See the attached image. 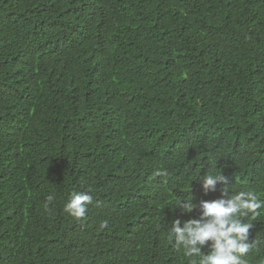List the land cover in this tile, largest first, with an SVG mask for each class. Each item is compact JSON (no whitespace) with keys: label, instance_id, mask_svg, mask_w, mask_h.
<instances>
[{"label":"trees","instance_id":"trees-1","mask_svg":"<svg viewBox=\"0 0 264 264\" xmlns=\"http://www.w3.org/2000/svg\"><path fill=\"white\" fill-rule=\"evenodd\" d=\"M219 172L264 204V0H0V264H190L177 202Z\"/></svg>","mask_w":264,"mask_h":264},{"label":"clouds","instance_id":"clouds-1","mask_svg":"<svg viewBox=\"0 0 264 264\" xmlns=\"http://www.w3.org/2000/svg\"><path fill=\"white\" fill-rule=\"evenodd\" d=\"M228 179L222 172L215 175L205 173L202 177L203 193L215 192L216 186L222 184L224 187L219 198L194 202V198L188 196L177 202L176 208L183 214L199 213L196 218L184 221L182 226L180 218L174 219L168 233V239L174 240L175 247L182 249L185 257L195 258L190 264H248L247 254L256 245L249 239L253 224L240 217L251 214V219H256L264 204L258 202L251 191H238L229 198ZM53 199L54 196L47 197L49 202ZM92 203L93 197L87 192H73L63 210L79 221L86 218L88 205ZM105 227L107 221L100 224L101 229ZM205 247L209 250L207 253L203 251Z\"/></svg>","mask_w":264,"mask_h":264}]
</instances>
